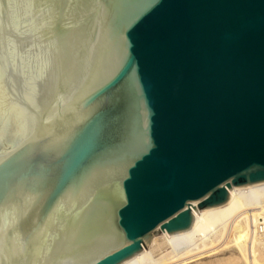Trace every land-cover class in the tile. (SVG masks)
Listing matches in <instances>:
<instances>
[{
	"label": "water",
	"instance_id": "1",
	"mask_svg": "<svg viewBox=\"0 0 264 264\" xmlns=\"http://www.w3.org/2000/svg\"><path fill=\"white\" fill-rule=\"evenodd\" d=\"M264 183V0H0V264H122Z\"/></svg>",
	"mask_w": 264,
	"mask_h": 264
},
{
	"label": "bare ground",
	"instance_id": "2",
	"mask_svg": "<svg viewBox=\"0 0 264 264\" xmlns=\"http://www.w3.org/2000/svg\"><path fill=\"white\" fill-rule=\"evenodd\" d=\"M230 194L224 205L200 210L189 229L153 235L148 249L122 264H264V183ZM229 245L236 257L201 261Z\"/></svg>",
	"mask_w": 264,
	"mask_h": 264
},
{
	"label": "rangeland",
	"instance_id": "3",
	"mask_svg": "<svg viewBox=\"0 0 264 264\" xmlns=\"http://www.w3.org/2000/svg\"><path fill=\"white\" fill-rule=\"evenodd\" d=\"M197 216L195 218H197ZM238 254H239V252L236 251L234 246H230L229 245L226 248H224L223 250H221L220 252L218 251L217 253L212 254L209 257L207 256L205 258H202L201 261H204L205 263L206 262L213 263L215 261V259L225 258V257H228V256H235L236 257V255H238ZM239 261L242 262L241 259H239ZM193 263H191V264H193Z\"/></svg>",
	"mask_w": 264,
	"mask_h": 264
}]
</instances>
